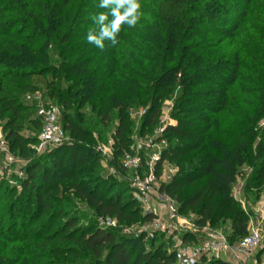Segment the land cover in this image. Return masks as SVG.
<instances>
[{
  "label": "trees",
  "instance_id": "16d2710c",
  "mask_svg": "<svg viewBox=\"0 0 264 264\" xmlns=\"http://www.w3.org/2000/svg\"><path fill=\"white\" fill-rule=\"evenodd\" d=\"M100 2L0 0V121L10 151L27 160L37 138L22 135L23 125L41 130L22 102L38 90L35 77H47L46 96L61 107V126L75 140L29 161L19 189L0 182V264L174 261L166 243L117 239L92 222L81 226L80 212L72 213L81 202L125 225L150 220L127 183L102 176L94 147L117 119L119 157L134 131L131 111L144 110V134L174 93L175 124L165 128L162 160L177 172L162 190L180 214L194 213L197 224L221 230L231 244L248 232L249 215L229 190L243 166L251 167L249 189L264 186V125L256 129L264 117V0H138L137 25L122 24L119 43L105 40L103 50L86 39L99 30L93 16L113 19ZM237 87L258 101L253 114L243 109L247 101L233 104ZM222 112L232 116V142L218 131Z\"/></svg>",
  "mask_w": 264,
  "mask_h": 264
},
{
  "label": "built area",
  "instance_id": "2783aa9c",
  "mask_svg": "<svg viewBox=\"0 0 264 264\" xmlns=\"http://www.w3.org/2000/svg\"><path fill=\"white\" fill-rule=\"evenodd\" d=\"M28 100L40 102L41 97L35 93ZM37 118L41 122V130L37 137L38 148L60 147L65 144L66 132L60 123V110L57 106L40 104L37 109ZM174 125V124H168ZM168 125L159 127L154 132V137L149 140L147 147L152 149L151 155L145 162V175L136 177L131 181L130 190L137 205L144 216H149L148 225L143 231L145 237L154 238L158 234L170 236L173 234L175 250L173 251L174 261L177 264H210L220 262L223 264H261L255 256L256 249L262 242L261 223L254 224L251 218L248 223L247 234L236 241L229 243L226 234L222 231L211 228L208 224L199 225L188 223L179 213L178 206L163 190L162 185L168 183L177 172L164 170L165 161L162 160V153L167 148V140L164 138V131ZM102 154L103 162L107 163L110 151L106 147H98ZM16 158L9 149V146L2 135L0 127V173L10 171L17 163ZM24 167V164H22ZM144 163L140 156L127 157L123 167L139 170ZM111 172H113L111 170ZM21 179L23 173H13ZM257 213L264 221V202L257 209ZM103 225H113L112 220L102 222ZM102 225V226H103ZM190 233L191 240L184 235Z\"/></svg>",
  "mask_w": 264,
  "mask_h": 264
},
{
  "label": "rangeland",
  "instance_id": "374dc122",
  "mask_svg": "<svg viewBox=\"0 0 264 264\" xmlns=\"http://www.w3.org/2000/svg\"><path fill=\"white\" fill-rule=\"evenodd\" d=\"M245 53H242L241 57L246 59ZM248 60L251 57L247 55ZM246 63H243L240 66V71H247L248 66L245 65ZM47 77L41 78V77H35L32 79V84L34 86L38 87V90L32 93L26 94L24 98H22V102L24 105L28 107V109L24 112V115L28 116L30 120H35L37 118V109L40 104L42 105H53L57 106L60 110V117L62 115V109L59 105L54 100H50L46 96V89H45V84L47 82ZM237 86V85H235ZM239 86V85H238ZM242 86V84H241ZM237 87L236 89L234 88L233 90V95L232 99L235 101L233 104H240V101L243 102H248V105H245L243 109L245 112H247L248 115H251L254 113L256 104H258V101L254 99L253 94H244L238 91ZM240 90V89H239ZM35 93H38L41 97L40 102H37L35 100H28L27 97H33ZM175 98V93L165 99L161 105V110L160 114L157 118L156 124L153 126L152 129L147 130L144 134L139 133V127H140V120L141 117L144 115V110H134L131 111V121L133 122L134 125V131L130 136V143L128 145V148L123 151V153L119 156H115V146H114V131L115 127L118 125V120L113 119L111 126L108 128V133L106 136L103 138L99 139L97 138V145L94 147L95 152L99 155L100 161H101V167H102V176L104 178L112 177L118 182H125L130 188L131 181L136 177V175L144 176L146 169H145V162L148 161L149 156L151 155L152 149L147 147V144L150 139L154 137V132L156 129L159 127H163L164 125L168 124H175L174 121L170 118V112L173 107V102ZM232 116L228 114L227 112H222L218 116H216L219 127L218 131L222 132L224 135L228 137V140L232 142L233 140V131L230 129L228 130L226 123L230 120ZM228 122V124H229ZM6 120L4 119L3 121H0V127L2 130V135L5 138V133L3 130V126L5 125ZM264 125V117L259 120V122L256 124V129H259L263 127ZM22 135L30 138H37L39 135V130H35L33 125H30L29 123H25L23 125ZM235 134V132H234ZM103 139V140H102ZM6 140V139H5ZM74 139L70 136L69 131H66L65 135V144H72L74 143ZM7 142V140H6ZM8 144V142H7ZM106 147L110 151V157L107 161V163H104L103 156L101 153L98 151V147ZM38 148V140L34 142L33 144L30 145L31 153L29 154V158L23 159L20 156L12 153L16 158H18L17 163L14 164L11 168V170L8 171H3L0 173V182L5 181L8 183L9 186L16 187L19 189V184H18V179L19 177L15 176L13 173L20 171L24 174V167L22 164L27 165V163L33 159H39L40 156L48 154L53 148L52 147H42L40 150H36ZM134 157V156H140L142 158V161L144 163V166H142L139 170L135 171L134 169H128L123 167L124 162L126 161L127 157ZM165 168L164 170L166 173H169L170 170H176L177 168L174 163L166 160L165 162ZM1 168V167H0ZM111 170L113 172H111ZM239 174L235 179V182L230 186V196L233 198L235 203L240 207L247 215H249V219L253 221L254 224L256 223H261L260 228L262 231V242L260 246L256 249L255 251V256L259 263L264 264V221L261 222V219L257 213L258 206L264 202V186L257 190V189H249L247 187L249 176L251 174V167L250 166H243L239 169ZM22 174V175H23ZM139 207V206H138ZM140 209V208H139ZM79 211V219H80V225L81 226H86L88 225L89 222H92L97 225V227L111 231L117 239H119L121 236L125 237H133L137 239H142L143 243L153 241L154 245H158L161 243H166L167 245V254H172L173 251L175 250V242L173 240V234L170 236L164 235V234H158L152 239H149L148 237H145V232L143 229H145L148 225V221L144 222L142 220H135L131 224L125 225L124 223H121L118 221L115 217L113 216H106V215H97L94 210L89 207L85 203L77 202L74 206V210H72V213H77L76 211ZM141 211V209H140ZM142 214V211H141ZM143 215V214H142ZM183 219H185L189 224L190 223H196V216L194 213L187 212L185 214H180ZM112 220L113 225H103L102 222L106 220ZM227 224L225 226H228L229 222H226ZM197 224V223H196ZM103 225V226H102ZM218 230V229H217ZM221 231V230H220ZM224 233V232H223ZM184 237L187 240H191L192 236L190 233H185ZM174 257V255H173ZM168 264H177L175 261H171V263Z\"/></svg>",
  "mask_w": 264,
  "mask_h": 264
},
{
  "label": "clouds",
  "instance_id": "9594fccd",
  "mask_svg": "<svg viewBox=\"0 0 264 264\" xmlns=\"http://www.w3.org/2000/svg\"><path fill=\"white\" fill-rule=\"evenodd\" d=\"M101 8H110L113 19L108 20L107 13H100L92 19L98 25V33L94 34L92 29L87 35V42L94 44L99 49H104V41L109 40L112 46L119 43L117 35L121 30V25L126 24L129 28L135 27L140 19V4L138 0H101L98 5ZM114 6V7H113ZM123 10V11H121Z\"/></svg>",
  "mask_w": 264,
  "mask_h": 264
}]
</instances>
